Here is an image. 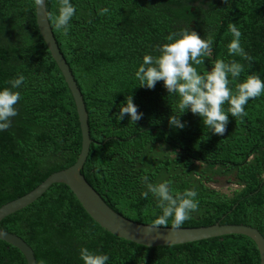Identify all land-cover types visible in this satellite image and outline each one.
Listing matches in <instances>:
<instances>
[{
  "label": "trees",
  "instance_id": "16d2710c",
  "mask_svg": "<svg viewBox=\"0 0 264 264\" xmlns=\"http://www.w3.org/2000/svg\"><path fill=\"white\" fill-rule=\"evenodd\" d=\"M191 2L73 0L77 15L65 37L50 18L57 0H46L55 38L89 113L93 142L82 173L104 201L135 221L152 224L153 212L160 213L151 194L140 195L145 190L141 177L147 175L153 183L170 181L173 191L198 192L199 206L181 226L243 223L264 235V95L249 101L246 116L229 115L221 136L208 133L190 111L181 117L184 129L171 128L178 98L169 96L163 81L148 89L134 80L143 56L156 55L169 33L184 30ZM103 7L109 12L100 15ZM228 32L221 33L222 42L232 38ZM212 34L217 33L200 35ZM208 57L195 66L198 71L211 69ZM244 66L240 80L249 72L264 79L259 64ZM18 73L26 77L18 89V115L0 132V206L74 164L82 148L76 103L39 30L34 0H0V88L10 87L6 82ZM131 95L143 113L136 125L128 115L116 119L120 104ZM220 182L240 188L228 195L213 186ZM0 228L22 236L37 264H83L81 246L108 254V264H260L257 244L243 234L162 246L121 238L94 220L64 183L52 184L34 202L6 216ZM0 264L27 260L19 248L0 239Z\"/></svg>",
  "mask_w": 264,
  "mask_h": 264
},
{
  "label": "clouds",
  "instance_id": "9594fccd",
  "mask_svg": "<svg viewBox=\"0 0 264 264\" xmlns=\"http://www.w3.org/2000/svg\"><path fill=\"white\" fill-rule=\"evenodd\" d=\"M46 0H34V6H45ZM56 13L50 18L56 30L67 37L72 28L73 17L77 15V7L73 0H57ZM100 15L109 12L108 7L98 9ZM232 39L227 43L228 56H239L249 61L252 58L241 44L242 32L235 23L228 25ZM166 43L157 46L156 55L146 54L142 62L134 71L137 86L148 89L155 88L157 82L163 81L169 96L177 97L176 110L169 117V126L173 129H184L186 122L181 117L190 111L198 115L208 133L223 135L229 122V115L242 118L247 115L246 105L250 100L264 95V79L248 73L240 80L245 66L236 60L226 61L218 59L211 69L200 72L197 67L205 63L210 54L213 38H203L196 30H182L171 32L166 36ZM238 83H234L237 82ZM26 82V77L18 73L16 77L6 83L10 87L0 88V132L11 127L12 118L18 115L16 105L21 99L18 91ZM234 86H230L233 85ZM227 105V107H225ZM128 115L130 122L135 124L142 118L133 96L126 97L121 103L116 115L117 121ZM145 190L140 193L143 198L149 194L155 200L154 220L151 226H167L171 222L173 229H178L191 218V213L199 206V194L193 188H186L183 192L173 191L170 181L149 180L147 175L141 177ZM79 257L83 264H108L109 255L90 250L86 246L79 249Z\"/></svg>",
  "mask_w": 264,
  "mask_h": 264
},
{
  "label": "water",
  "instance_id": "95a60500",
  "mask_svg": "<svg viewBox=\"0 0 264 264\" xmlns=\"http://www.w3.org/2000/svg\"><path fill=\"white\" fill-rule=\"evenodd\" d=\"M39 30L62 71L73 94L82 131V148L76 162L64 169L52 172L44 181L28 193L0 206V223L8 215L28 206L38 199L54 183H64L70 187L90 216L113 234L147 246L182 244L226 234H243L252 238L260 253V264H264V235L252 225L243 223H221L220 221L201 226L153 227L152 224L130 219L114 210L82 173V168L90 152L93 138L90 135L89 113L82 91L55 38L45 6H36ZM0 239L19 248L26 257L27 264H37L32 246L19 234L0 228Z\"/></svg>",
  "mask_w": 264,
  "mask_h": 264
},
{
  "label": "flooded vegetation",
  "instance_id": "af4514ba",
  "mask_svg": "<svg viewBox=\"0 0 264 264\" xmlns=\"http://www.w3.org/2000/svg\"><path fill=\"white\" fill-rule=\"evenodd\" d=\"M186 15L190 17L188 20L183 18L184 30L193 29L199 34L211 31L217 33L211 36L213 44L207 61L215 63L218 57H223L228 61L249 64V61L239 56H228L226 45L231 37L221 41V33L225 29L228 31L230 23H235L242 32V47L252 58L251 66L259 64L260 69L264 68V0H192Z\"/></svg>",
  "mask_w": 264,
  "mask_h": 264
},
{
  "label": "rangeland",
  "instance_id": "374dc122",
  "mask_svg": "<svg viewBox=\"0 0 264 264\" xmlns=\"http://www.w3.org/2000/svg\"><path fill=\"white\" fill-rule=\"evenodd\" d=\"M213 186L227 193L228 195H232L236 189L240 188V186L236 185L235 183H226V182L213 184Z\"/></svg>",
  "mask_w": 264,
  "mask_h": 264
}]
</instances>
